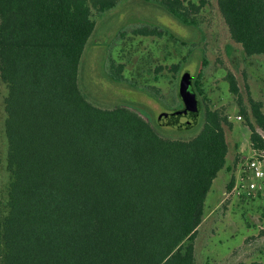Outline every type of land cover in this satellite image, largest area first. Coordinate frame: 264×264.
<instances>
[{
    "label": "trees",
    "instance_id": "obj_1",
    "mask_svg": "<svg viewBox=\"0 0 264 264\" xmlns=\"http://www.w3.org/2000/svg\"><path fill=\"white\" fill-rule=\"evenodd\" d=\"M128 1L0 0L8 173L0 197V264H195L205 199L226 166V117L203 107L200 124L177 134L155 126L148 106L99 102L79 83L99 25L90 9L100 16ZM143 1L181 27L195 28L200 39L194 16L205 0L186 6L182 0ZM216 3L245 56H264V0ZM165 33L174 37L160 23L134 30ZM106 58L107 50L97 70L129 86L106 72ZM198 64H205L202 54ZM226 81L250 147L262 148L261 102L247 92L243 107L234 75ZM233 184L234 178L227 190Z\"/></svg>",
    "mask_w": 264,
    "mask_h": 264
},
{
    "label": "rangeland",
    "instance_id": "obj_2",
    "mask_svg": "<svg viewBox=\"0 0 264 264\" xmlns=\"http://www.w3.org/2000/svg\"><path fill=\"white\" fill-rule=\"evenodd\" d=\"M182 1L184 6L189 2L197 3V0ZM87 3L89 5V0ZM90 10L94 21L100 17L99 25L93 53L79 73L80 86L89 98L113 106L137 108L146 105L151 109L152 123L159 127L156 120L160 113L180 108V94L185 95L192 88L196 92L199 88L201 93L197 91L196 94L202 108L218 110L226 117L227 121L223 123L228 145L226 166L218 172L205 199L204 217L194 242L195 264L264 263V196L256 194L242 198L232 194L231 189L227 190L232 178L240 175L251 147L247 123L240 115L236 98L229 92L226 81V75L232 73L242 99L241 105L247 107L248 92L254 100L261 102L264 113V56H245L241 46L230 38L216 0H205V5L194 16L200 30L199 40L195 28L185 29L171 18L162 16V10L150 1L129 0L125 6L120 4L100 16L94 9ZM140 23H160L174 37L168 33L161 36L134 34ZM106 50V72L116 74L129 86L112 83L97 70L101 66L98 61ZM201 54L205 64L199 67ZM172 66L178 69L173 71ZM6 93L7 89L0 81L2 199L8 182L7 145L3 134ZM200 120L201 111L196 126ZM159 128L180 133L167 125Z\"/></svg>",
    "mask_w": 264,
    "mask_h": 264
},
{
    "label": "built area",
    "instance_id": "obj_3",
    "mask_svg": "<svg viewBox=\"0 0 264 264\" xmlns=\"http://www.w3.org/2000/svg\"><path fill=\"white\" fill-rule=\"evenodd\" d=\"M240 119V116L237 117ZM264 140V133L259 131ZM231 193L249 198L260 194L264 196V146L259 149H252L251 154L244 162L240 175L234 179Z\"/></svg>",
    "mask_w": 264,
    "mask_h": 264
},
{
    "label": "water",
    "instance_id": "obj_4",
    "mask_svg": "<svg viewBox=\"0 0 264 264\" xmlns=\"http://www.w3.org/2000/svg\"><path fill=\"white\" fill-rule=\"evenodd\" d=\"M180 96L182 101L180 108L164 111L159 114L156 120L159 127L167 125L175 131L182 132L192 129L197 125V120L202 110L198 95L192 88V91L189 90L185 95L180 94Z\"/></svg>",
    "mask_w": 264,
    "mask_h": 264
}]
</instances>
